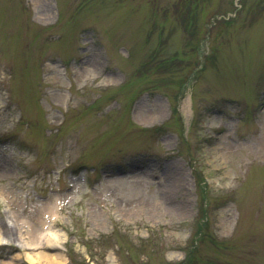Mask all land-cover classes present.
<instances>
[{"label": "rangeland", "instance_id": "rangeland-1", "mask_svg": "<svg viewBox=\"0 0 264 264\" xmlns=\"http://www.w3.org/2000/svg\"><path fill=\"white\" fill-rule=\"evenodd\" d=\"M0 235V264H264V0H0Z\"/></svg>", "mask_w": 264, "mask_h": 264}, {"label": "bare ground", "instance_id": "bare-ground-1", "mask_svg": "<svg viewBox=\"0 0 264 264\" xmlns=\"http://www.w3.org/2000/svg\"><path fill=\"white\" fill-rule=\"evenodd\" d=\"M178 178V177H177ZM79 185L77 186V189H73L71 194L74 195L76 192H79V189H78ZM12 196V194H10ZM10 196V197H11ZM70 196L67 195V197ZM59 199V197H54L51 198L48 202H45V203H38L37 206L35 205V207L32 209V215H34L36 217V221H37V224H39L38 226H43V228H46L48 227L47 226V217H51L53 218V216H55V212H56V209L58 207V203H57V200ZM158 208H161L162 205H158L157 206ZM165 208V207H164ZM169 210V208H168ZM37 227V226H35ZM33 233V238L31 239V245L32 246H37V245H42L41 243V240L44 239V233H40L39 230L37 229H33L32 231ZM51 233V236L53 235L52 232L50 231ZM54 237V235L52 236ZM46 242H49V239L46 238L45 240ZM0 242H5V240L2 239L1 235H0ZM26 245L22 243V241H20L18 243V245ZM41 259H43V257H37V256H30V258H28V260L30 261L31 264H40L41 262ZM50 260V264H62V262L60 261V259H57L55 256L52 257V258H49Z\"/></svg>", "mask_w": 264, "mask_h": 264}, {"label": "trees", "instance_id": "trees-1", "mask_svg": "<svg viewBox=\"0 0 264 264\" xmlns=\"http://www.w3.org/2000/svg\"><path fill=\"white\" fill-rule=\"evenodd\" d=\"M202 196V195H201ZM204 198V196H202ZM205 199V198H204ZM200 228L202 229L203 228V225L200 224Z\"/></svg>", "mask_w": 264, "mask_h": 264}]
</instances>
